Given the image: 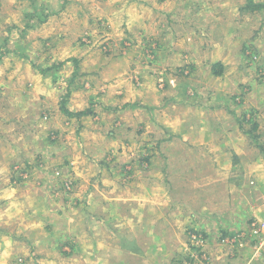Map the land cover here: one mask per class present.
I'll return each mask as SVG.
<instances>
[{"label": "rangeland", "instance_id": "1", "mask_svg": "<svg viewBox=\"0 0 264 264\" xmlns=\"http://www.w3.org/2000/svg\"><path fill=\"white\" fill-rule=\"evenodd\" d=\"M112 1L117 4L120 2V0ZM123 1H137V6L146 7L148 17L153 18L150 30L139 22L125 29L130 33L129 39L123 43L117 40V36H110V32L113 33L111 29L107 33L108 26L103 24L105 21H102L101 17H97L99 21L94 24H100L98 27L95 26L96 33L82 34L83 28H74L75 25L72 22L68 25L62 23L58 20L59 15L67 18L70 14L64 8H59L62 2L58 4L56 0H53V6L52 1L37 0L38 5L34 13L43 14V16L33 20L31 16L26 18L24 26L14 18L20 13V10L16 8L8 11V18L0 20V38L8 39L0 43V55L4 54L0 57V66L19 68L30 65L45 68L42 58H46L44 53L48 52L52 56L48 57L49 60L47 59L51 62L49 65L55 64L53 66L61 71L50 73L52 76L50 81L39 84L40 94L47 101L42 102L41 98V106L36 112L38 121L35 126L30 124L24 128V132L21 131L20 122H10L12 117L1 119L2 113L10 111L2 109L5 102L10 103L6 94L11 92L12 87L5 89L4 82L0 83V104L2 105H0V264H105L102 260L98 261L103 258L101 257L102 249L90 244L97 240V237L105 238L106 234L100 228L102 222L91 231L86 230L87 214L90 219L102 221L101 218L98 220V217H94L95 205L98 206V204L91 208L83 204V201H77L75 217L66 207L69 201H66V204L64 202L68 193L66 190H69L64 185V174H58L60 170H68L64 168L71 167L74 163L80 164L82 159L88 161L85 169H92L90 162L94 163L97 156L102 155L94 153L89 156V154L72 151L65 138V127L72 129L74 139L77 134L76 129L86 127L82 124V116L77 115L84 111H89V115L97 112L93 114H97L96 116L86 120L90 123L102 122L104 121L102 116L111 113H121L126 120L125 123L128 124L132 118L139 120L146 118L142 127L147 126L140 134H137L138 150L133 156L139 171L138 181L124 188V191L131 189V193H136L138 196L151 192V185H146L143 180L148 170V166L145 165L154 163L153 174L157 173V178L153 179L156 184L152 186L151 200H145L144 196H139L136 202H133L134 211L128 212L122 221V230L129 231L132 237L135 236L140 246L138 252L124 249L130 254H121L122 264H262L263 261L260 262L257 259L264 249H259L264 244V158H261L262 161L259 164H254L253 169L247 160L244 162L240 160L239 153L228 155L229 162L225 161L226 157L223 156L218 169H212L207 161L213 155L214 150L209 148L214 147L215 142L223 143L231 139V137L218 136V130L220 132L221 129L234 131L237 126H240L243 131L255 125V130L260 126L259 130L264 132V9L259 12H248L247 20L252 19L251 22H255L254 19H260L255 24L236 26L237 24H232L236 17L235 7L241 2L247 3L248 0ZM28 2L31 0H25V4ZM162 2L167 4L163 10L165 13L175 9V6L185 12L182 13L184 23L179 28L187 37L177 35L174 40L164 39L159 49L157 46L153 49L154 46L151 47V44L155 45L157 41L154 39L153 42H148L145 38L151 33L164 37L161 35L163 27L171 30L176 27L171 24L167 16L158 17V14L152 11ZM199 2L202 6H199ZM213 2L216 4L214 15L213 12L207 13V10H204V7L208 6L203 7ZM255 2H264V0H255ZM192 3L194 7L190 21L186 13L190 11ZM8 4L10 0L3 2L4 7H8ZM28 7L25 9L27 10ZM138 9L136 7L137 11ZM238 13L243 15L239 10ZM210 18L216 24L204 25ZM169 19L173 20L172 17ZM130 20L134 22L133 19L130 18ZM161 24H164L163 27ZM111 26L109 25V28ZM114 28L122 30L124 25L119 23ZM234 31L238 34L232 39ZM58 32H61V36L57 34ZM48 36H52V39H48L49 42L43 44L42 41ZM248 37L250 42H255L256 47L254 44L246 47L242 44H246ZM108 38H112L109 43ZM73 42H76V46ZM79 43L86 44V51H90V54L86 60L81 58L80 62L83 63L80 64V72L83 70V73H78V77L75 78L74 70L71 69L74 65L69 61L70 57L82 51ZM241 44V51L244 52L243 49H246L244 55L248 61L245 57L243 59L240 56H233L236 47ZM200 49L209 51L212 55L218 53V57H227L225 61L231 69L228 75L232 84L231 88L228 90L225 88V92H221L222 98L215 97L222 105L215 107L217 111L214 114L221 120L219 129L214 128L212 121L211 125L209 124V118H206L204 123H200L198 108L206 110L204 105L212 101V96L205 91L209 84L214 85L218 79L213 77L202 80L205 69L196 68V65L200 64L199 58L193 57V62L188 63L191 71L182 69V73L171 72V70L167 73H159L161 70L157 71L154 67L157 65L155 62L161 60V64L164 63L163 67L172 65L177 60L175 55L179 54V51L186 52L185 55L197 56L196 51ZM114 51L115 53L125 51L127 54L125 57L118 56L114 55ZM157 52L160 54L166 52L167 58L162 59ZM111 54L113 55L110 56ZM50 59L55 61L52 62ZM209 62L202 61L201 68L210 65ZM178 64L177 66H184L180 60ZM179 68L182 67H177V70ZM171 74L174 76L172 80L175 81L172 90L177 98L183 99L180 102L184 104L180 108L161 107L163 98L166 99L163 96L166 94L162 95L159 92L158 85H161V80L165 82L166 77L171 78ZM0 75L17 74L1 72ZM121 79L130 90L121 89L123 92L119 95L116 89L112 88L117 86ZM235 80L242 83L234 85ZM82 82H85V86L87 85L85 88L81 87ZM8 83L6 82V85ZM176 86L180 89L179 91H175ZM235 86L237 89H233ZM172 90L170 93H173ZM17 95L18 91L12 94L15 98H18ZM85 95L92 97L93 100H100L101 103L84 105L83 109L77 110L70 100L75 97L84 98ZM232 96L235 103L231 100ZM133 101L134 108L130 107L131 110H128ZM48 103L49 108H47ZM92 106L93 108H90ZM96 106L98 108H95ZM260 108L263 119L257 122L256 119L253 120L251 114L255 115L254 110L260 112ZM78 119H80L78 121L80 125H77ZM174 123H177L175 126H178V129L174 130ZM235 124L237 125L234 128ZM102 125L106 135L112 131L113 124L102 122ZM210 128L217 132V136L208 137V133L206 135V131ZM182 129L186 133L183 145H197L200 149L184 150L182 148L178 151L175 145H170V151H174L171 156L173 161L167 160L159 152L162 145L159 137L155 139L153 137L156 133L162 136V133L167 132L171 134L169 139L167 138L170 141L172 132H179ZM241 131L239 130V133L233 136L236 138L240 133L243 136ZM193 132L194 136H192ZM143 133L145 134L141 138ZM235 138H232V145H237L240 150H246L249 147L245 136L242 139ZM262 138H259L258 142L260 141L264 147V134ZM19 147L24 151L18 150ZM138 151L140 153H137ZM244 154L256 163L250 153ZM114 160L112 157L109 163ZM167 161H171L175 168L176 166L181 168L182 162L188 164L183 171L178 168L171 169L173 183L169 191H165V186L161 185V178L165 175L162 164H166ZM105 178L108 179V177ZM122 178L124 174L120 180ZM251 181L252 189L260 188L262 193L249 189L247 193L250 197L248 198L245 192L247 190L244 189L250 186L248 184ZM114 209L115 206H112L110 211L107 210V215L109 213L116 215ZM114 218L117 217H111V220L115 222ZM71 220L75 223L74 231L66 232L71 230L67 222ZM127 223H130L131 227L124 229L123 226ZM135 225L136 228H134ZM82 229L87 232H81ZM88 232L91 233L88 234ZM120 235L123 236L122 233ZM126 240L130 239L126 238ZM122 241L125 242L123 238ZM225 258L233 260L225 261Z\"/></svg>", "mask_w": 264, "mask_h": 264}, {"label": "crops", "instance_id": "2", "mask_svg": "<svg viewBox=\"0 0 264 264\" xmlns=\"http://www.w3.org/2000/svg\"><path fill=\"white\" fill-rule=\"evenodd\" d=\"M5 0H1V7H0V20L1 19H6L8 18V11L16 8V10H20L19 14L15 15V19H17L18 22H21L23 24V26L26 23V18H29L36 10V7L38 5L37 0H31V2H28L27 4H25V0H10V4H8V7H4L3 2ZM43 2V0H41ZM47 1H52V6H53V0H47ZM55 1V0H54ZM62 3H61V2ZM163 1V0H161ZM166 0H164L163 2H165ZM56 2L59 5V8H64L65 11L67 13H69L70 15H68V19L67 18H63L61 17V14L58 17V20H60L62 23L65 24H69V22H72L75 27H80L82 30L81 32H83L82 34H88V33H96L95 32V26H99L98 25H94L95 23H97L99 21V19H97V17H101L102 21H105L103 24H106L108 26V29L106 30L107 33L110 32V29L113 31V33L110 32V36L114 37L117 36V40L121 41V43H123L126 39H129L128 34L130 32L125 31V29L130 28L132 26L137 25V23H141L143 26H145L148 30L151 29V24H152V20L153 18H149L148 17V12L146 10H148L146 7L143 6H137L138 2L137 1H123L120 0V2L114 3L112 0H99V1H93L90 2L89 0H56ZM161 3L159 5H157L155 7V10H152L153 12H156L158 14V17H161V15L163 16H167V19L171 22V24H174L176 27L173 28L172 30L170 28L167 27H163L161 24V26L163 27V30L161 32V35L164 37H160V35L158 34H154L151 33L150 36H148L147 41L148 42H153V40L155 39L157 41V43H152L151 47H153V49L155 48V46H157V48L159 49L160 43H162V41L164 39L167 38H171V39H176L177 35H183L185 37H187L179 28V26L182 25V23H184V11H182V9L178 6H175V9L171 10L170 12H163L165 3ZM56 3V4H57ZM66 3L64 6L63 4ZM57 4V5H58ZM210 4V3H208ZM246 2H241L238 6L235 7L236 10V17L234 19V21L232 22L233 25L237 24L238 25H249V24H255L256 21H259L260 19H254L256 20L255 22H251V20H247V16H248V12L246 13H241L243 15H239L238 10L240 7H242L243 5H245ZM40 5V4H39ZM29 6V7H28ZM199 6H202L201 2H199ZM198 6V9H200ZM204 6H208V7H204ZM211 6V7H209ZM26 7L27 10L25 9ZM136 7H138V11L136 10ZM194 4L192 3L190 11L188 10L187 14V19H191V12L193 10ZM204 10H207L206 12H213V15L215 14V7L216 4L213 2L210 5H203ZM181 9V10H180ZM179 10V11H178ZM240 12V11H239ZM169 17H172L173 20L169 19ZM213 17V16H212ZM211 17V18H212ZM131 19L134 20V22H131ZM210 20L207 21V23H205L204 25H215L216 23ZM104 19V20H103ZM191 21V20H190ZM119 23H121L122 25H124V28L122 30H119L118 28H114L115 25H118ZM168 24V23H166ZM177 24V25H176ZM1 25V24H0ZM4 25V24H3ZM102 25V24H101ZM109 25H112L109 28ZM127 25V26H125ZM146 28H144L146 31H148ZM170 29V30H169ZM66 32V30H65ZM103 32V31H102ZM61 32H58L57 34L61 36L60 34ZM64 33V32H63ZM99 33V32H98ZM104 33V32H103ZM107 33L105 35H107ZM56 34V35H57ZM237 31H234V33L232 34V39L234 37L237 36ZM55 35V36H56ZM48 39H52V36H48L44 39V41H42V43H48ZM107 39V38H106ZM105 39V41H106ZM112 38H108V43ZM53 40H58V39H53ZM231 40V39H230ZM8 41L7 38H0V43L2 44L3 42ZM37 41V40H36ZM233 42V41H232ZM76 42H73V44L76 46L75 44ZM107 43V42H106ZM255 42H250L249 41V37L246 39V44H244V46L246 47L249 44H254ZM0 44V45H1ZM242 44L237 46L236 51L234 53V57H241L244 59L245 55L244 53L246 52H242ZM130 45V42H129ZM79 48L80 52H77V54H75L74 57H70L71 59H78L79 62L81 60V58H84V60H86V57H89V52L90 51H86L87 47L86 44H82L79 43ZM255 46V44H254ZM210 47V46H209ZM256 47V46H255ZM211 48V47H210ZM127 49V48H126ZM45 50V49H44ZM46 51V50H45ZM159 51V50H158ZM150 52V51H149ZM178 52V51H176ZM125 54H127L125 51L123 52H117L115 53L114 51V55H118V56H124ZM158 55L161 56L162 59H166L167 55L166 52L165 53H159L157 52ZM156 54V55H157ZM180 54V57H179ZM179 54L176 53V58L177 60L174 61L172 63V65L163 67L164 63L161 64V61H156L155 63L157 65H154L155 70L159 71L161 70L159 73L162 72H166L168 70H171V72H175V71H179L180 73L183 72L182 69H189L188 71H191L190 67H188V63L189 62H193V57L199 58L200 59V64L196 65L197 69H205L204 72L202 74H205L204 77H202V80H206V79H212L213 77L218 79L214 85H210L209 87L206 89L205 93H207L209 96L211 97V102L208 104H205V108L206 110H204V108H198L200 111V123H204L205 119L209 118V124L211 125V121L214 125V128L219 129V125L221 124V120L218 117H215L214 114L217 111V107L222 106L219 102H218V98H222V94L221 92H225V88L226 90L231 88V81H230V77L228 76L230 74V67L228 65V62L225 61L227 59V57L225 56H219L218 57V53H214V55L211 54V52L209 51H203L202 49H200V51H196V55L197 56H193L192 55H185L186 52L183 51H179ZM46 58H42V62L43 65H49L51 62L47 61L48 57L51 58L52 56L49 55V53L45 52L44 53ZM105 55H109V54H105ZM113 54H111L110 56H112ZM150 55L152 57V53L150 52ZM215 57V58H214ZM246 58V57H245ZM214 59V60H212ZM242 59V61H243ZM49 60V59H48ZM180 60V62L184 65V66H177L178 61ZM212 60V61H211ZM50 61L54 62L55 60L50 59ZM202 61H205L206 63L209 62L210 65L203 67V64L201 63ZM246 61H248V59L246 58ZM69 62H72V60H70ZM68 62V63H69ZM83 62H80L78 64V66H72V70L73 74L75 75V78L78 77V73L82 74V72H80V64H82ZM214 63H219L223 66V70L221 72L220 75L215 76L212 72V65ZM202 65V66H201ZM237 65V64H236ZM190 66H193L190 64ZM40 66H30V65H24L22 67L19 68H14L13 66H0V73H11L12 74H17V75H8V76H1L0 75V83H3V86H5V89H8L9 87H12L10 90L11 92L8 93L7 92V96L9 97V102L7 103L5 102L3 104V108L2 110H10V111H5V113H2V118L3 117H12L10 118V122H20L21 123V131L24 132V128H26L28 125H34L37 123V114L36 112H38L40 106H41V98H42V102H46L47 100L41 96L40 94V90H39V84H44L46 82L50 81V78L52 77L50 75V73H48V75L42 76L40 75V70H39ZM163 67V68H161ZM177 67H182L179 68L177 70ZM96 69V68H95ZM165 69V70H163ZM208 69V70H206ZM95 71V70H93ZM201 70H199L200 72ZM61 72V71H59ZM208 72V73H207ZM175 75V74H174ZM17 76V77H15ZM176 76V75H175ZM172 77H174L171 74V78L166 77L165 82H163V80H161V85L162 88L158 85V87L160 88L159 92L162 93V95L166 94V97L163 98V102L161 104V107L163 108H167V106H175L176 108H180V106H182V102L183 99H179L176 97V93L172 90V87L175 86V81H173ZM196 77H200V76H196ZM201 78V77H200ZM96 79V78H95ZM94 79V81H95ZM162 79V78H161ZM93 81V82H94ZM239 81V80H238ZM238 81H233L234 85H240L242 82H238ZM6 82H9L8 85H6ZM93 82H87V83H93ZM85 82L81 83V87H86L84 85ZM15 87H14V85ZM177 88L175 89V91H179L180 89H178V86H176ZM181 88V87H180ZM242 88V87H241ZM103 89V88H101ZM112 89H116V92L119 94L121 92H123V90L127 89L126 84H124L123 79H121V82L117 85L114 86V88ZM123 89V90H121ZM178 89V90H177ZM233 89H237V87L235 86ZM240 89V88H238ZM3 91H5L2 88ZM130 90V89H127ZM171 90L173 91V93H170ZM213 90L215 92H213ZM14 91H18V98H15L12 96V94L14 93ZM212 92V93H210ZM90 95V94H87ZM85 95L84 98H72L70 101L72 103V105L77 109V110H81L84 108V105H90V104H97V103H101V101H97V100H93L92 97ZM120 95V94H119ZM168 95V96H167ZM87 96V97H86ZM218 98H215L217 97ZM119 98V97H117ZM37 99V100H36ZM134 101L131 103V105H129V109L131 110V108H134ZM200 104H203L202 102H200ZM1 105V104H0ZM54 105V104H53ZM52 105V108H53ZM2 106V105H1ZM13 106V110L11 109V107ZM99 106V105H98ZM98 106H96L95 108H98ZM49 103L47 104V108H49ZM216 107V108H215ZM87 108V107H86ZM90 108H93L90 107ZM87 108V109H90ZM208 108V109H207ZM54 109V108H53ZM163 112V111H162ZM97 112H92L91 115H86V116H82L81 118L83 119L82 124H85L86 127L82 128V129H76L77 134H75V139H74V132H72V129H67V127L64 128V133H66L65 138L68 142V145L71 146L72 151H76V152H81L84 154H102L101 156H97V159L94 163L90 162V165L92 166V169L86 168L85 169V164H87L88 161L85 160H81V162L78 163H74L73 166L68 167V168H64V169H68V170H60L61 172H58V174H64V185L69 188V190H66L67 193V197L64 198V202L66 204V201H69L66 204V207H68L70 209V211L73 213V215L76 217V211H77V206L78 203L77 201H83L82 203L88 205L89 207H93L96 203L98 204L95 205V209L96 212H94V217L97 218L98 220L101 218L102 221H95L93 219H90L89 214L86 215V219L88 221V223H86V230L87 231H91L93 229V227H95L96 225H99L101 222V226L100 228L102 229V232H105L106 236L105 238L101 239L99 237H97V240H94L92 243H90L91 245H93V247H99L98 249H102V255L101 257H103L102 259H99L98 261H103L105 264H122L121 262V254L123 255H128L130 254L128 251L124 250V249H128V250H133L138 252V250H140V246H138V242L136 241V237L135 236H131L129 235V231H125L122 230V221L125 218V215L129 212L134 211V208L132 206H135V204H133V202H136V200L138 199L139 196H144L145 200H151L152 195H153V185L156 184V182L153 181V179L157 178V173H155V175L153 174V167L152 165L154 163H151L150 165H145L148 166V170L147 172V176L143 179L145 180L146 185H151V192H148V194L145 195H139L136 193H131V189L129 191H124V188H127L128 186L134 185L135 183H137L138 178H137V174H138V168L136 166V159H133V156L135 154V151L138 150V146H137V142L139 137L137 136V134H140L142 132L143 128H146V126L142 127V123H145V120H139L137 118H132L128 123H125L126 120L123 118L121 113H111L108 114L106 116H102L104 117V121L102 122H108L110 125L113 124L112 127V131L109 132L106 135L105 132V128L102 125V122H92L90 123V121H86L88 118L92 117V116H96L93 115ZM251 114V113H250ZM254 114H251V117L253 118V120L255 121V119L257 120V122H261V120L263 119V114H262V109L260 108V112H257L254 110ZM97 118V117H96ZM178 119H180V117H177ZM80 119L76 120L77 121V125H80V123L78 122ZM123 121V122H122ZM90 124V126H88ZM128 124V125H127ZM177 123H174V126ZM127 125V126H126ZM237 124L234 125V128ZM107 125H105L106 127ZM175 128H179L178 126L174 127ZM255 125L252 126L251 129H254ZM260 128V126H259ZM259 128L257 130L252 131L250 128H248V130H243L241 131V127L237 126V129L233 130H222L221 132L218 130L219 135L218 136H223L225 138L227 137H231V139H229L228 141L225 140V142L221 143H216L215 142V146L209 149H213V155L211 157L210 160L207 161V163H209L210 167L213 169H218L220 164V161H222V157H226V159H224L225 161L229 162L228 160V155L233 154V153H239L240 155V160H242L243 162L247 160V163H249L251 169L254 168V164H259L261 160V158H264V147L262 144H260V141L258 142V139H263L262 138V134H264V132L260 131ZM242 132L243 136L246 137L247 140V144L249 147L246 148V150H240V148L237 145H232V138H235L233 135L235 133H239V130ZM230 132H232V134H230ZM125 135H123V134ZM208 133V137L209 136H217V132L213 129L210 128L208 131H206V135ZM127 134V135H126ZM145 133H143L141 135H144ZM163 135L160 136L158 133H156V135L153 137L154 139L156 137H159L162 145L160 147V153L165 156L168 159L173 161V158L171 157L174 151H170V145H175V147L177 148L178 151H180L182 148L184 150H187L188 148H194V149H200L199 146L197 145H190V144H186L183 145V141L186 133L184 131V129H182V131L179 132H172V137L170 138V141L167 140V138L169 139V137L171 136V134L166 133H162ZM241 134V133H240ZM237 135L236 138H241L242 139V135ZM19 135L23 136L22 133H19ZM192 136H194V132L192 133ZM235 138V139H236ZM127 139V140H126ZM22 140V139H20ZM237 140V139H236ZM70 141V142H69ZM228 142V143H227ZM189 143V142H188ZM252 144V145H251ZM24 145V144H22ZM179 145V146H176ZM20 146V145H17ZM234 149V150H233ZM20 151H24L23 148L19 147ZM41 151V150H39ZM120 153V154H119ZM137 153H140L139 151ZM244 153H250L253 157L254 160H256V163L253 162V160H251L246 154ZM113 154V156H111ZM233 156V155H232ZM114 157V162H110L109 160ZM232 158V157H231ZM155 159V158H154ZM153 159V161H154ZM201 161V160H200ZM252 162V163H251ZM164 166V171H165V175L161 178V185L165 186V191H169L171 190L170 187H172V178L173 177V173H171V169H174L175 167L172 166L171 161H167L166 164H162ZM230 165V163H229ZM249 165L248 168H249ZM67 166V165H66ZM144 166V167H145ZM184 167H188V164L183 163L181 164V168H178L176 166L175 169L178 168V170L183 171ZM231 166H229L230 168ZM124 174V178H122L120 180V178L122 177V175ZM168 176H167V175ZM105 177H108L105 178ZM157 180V179H156ZM227 181V179H226ZM215 183H219V182H215ZM248 184V183H246ZM248 185L250 186H246V188L244 190L246 194H248V198L250 197L249 192L251 189L253 192H261L260 188L257 189H252L253 187V182L251 181ZM120 189V190H119ZM174 193V192H173ZM252 193V192H251ZM250 193V194H251ZM179 194V193H178ZM102 197V198H101ZM124 197H131L127 198L129 200H126ZM247 197V196H246ZM127 202H132V203H127ZM127 203V204H126ZM166 203V202H165ZM115 206L114 211L116 212V215L109 213V215H107V210L110 211L111 207ZM106 209V210H105ZM102 210V213H101ZM106 215L108 217H106ZM69 215H67L68 217ZM116 216L117 218H114L115 222L113 220H111V217ZM222 217V215H221ZM118 218H121L120 220ZM91 221V222H90ZM70 225L71 230H68L66 232H73L74 230V221H67ZM124 229L126 227H131L130 223H127V225L123 226ZM134 228H136V225L134 226ZM85 229H82L81 232H87ZM150 230V229H149ZM118 231V233H116ZM91 232H88V234H90ZM123 234L120 235V234ZM226 234V233H225ZM122 238L125 242L122 241ZM126 238L130 239V240H126ZM258 247V246H257ZM264 248V244L261 248H259L260 250ZM258 249V252H259ZM264 252V249H263ZM262 253H259V260L260 262L263 261L262 264H264V255ZM263 256V257H261ZM231 258H225L224 260L229 261ZM131 260V259H130ZM223 260V261H224ZM233 260V259H231Z\"/></svg>", "mask_w": 264, "mask_h": 264}, {"label": "trees", "instance_id": "3", "mask_svg": "<svg viewBox=\"0 0 264 264\" xmlns=\"http://www.w3.org/2000/svg\"><path fill=\"white\" fill-rule=\"evenodd\" d=\"M263 9H264V2H257L256 3L255 0H248V2L245 5H243L242 7L239 8V11H240V13L259 12V11H261ZM40 16L42 17L43 14L37 15V13H34L33 15H31V18H32V20L33 19H39ZM44 18H45V16H44ZM243 51L246 52V49H243ZM2 55H4V54H2ZM2 55H0V57ZM71 60H72L71 63H73V65L77 67L78 64H79V60L78 59H74V58H72ZM53 65H55V64L46 65V66H44L45 68L39 67L40 73L46 75L47 73H55V72H58L59 71V68H57L56 66H53ZM222 70H223V66L221 64L214 63L212 65V72H213V74L215 76L220 75L221 72H222ZM231 100H232L233 103H235L233 101V96H232ZM89 114H90L89 111H84V112H80L77 115L78 116H83V115H89ZM251 130L254 131L255 128L254 129H251Z\"/></svg>", "mask_w": 264, "mask_h": 264}]
</instances>
